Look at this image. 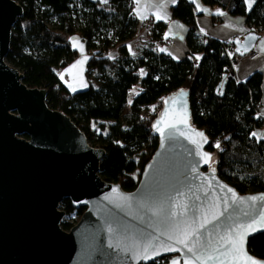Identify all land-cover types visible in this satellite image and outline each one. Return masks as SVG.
<instances>
[{"label":"water","instance_id":"water-1","mask_svg":"<svg viewBox=\"0 0 264 264\" xmlns=\"http://www.w3.org/2000/svg\"><path fill=\"white\" fill-rule=\"evenodd\" d=\"M22 15L15 0H0V264H151L165 257L184 264L192 254L174 239L168 240V235L177 234L173 229L177 222L181 228L199 229L205 216L211 219L227 207L216 223L234 225L264 211V201L249 199L264 193L239 194L206 171L211 160L205 163L204 154L212 159L209 140L190 124L186 90L163 100L161 113L152 123L158 147L136 189L125 192L118 184L104 181L99 168L105 151L92 147L69 118L51 110L46 91L28 88L23 74L5 60L12 28ZM261 38L252 30L235 38V56L244 58L254 52ZM225 82L217 92H222ZM195 133H203V138ZM63 200L85 208L68 231L61 228ZM245 212L250 215L245 217ZM149 233L158 238L155 245L161 255L150 247L148 255L154 259L145 260L140 258L144 254L140 238ZM224 234L220 227L212 232L209 253L218 255L215 248ZM259 234L264 230L253 232L248 240ZM191 243L199 247L200 241L193 238ZM161 244L180 251L166 252Z\"/></svg>","mask_w":264,"mask_h":264},{"label":"trees","instance_id":"trees-1","mask_svg":"<svg viewBox=\"0 0 264 264\" xmlns=\"http://www.w3.org/2000/svg\"><path fill=\"white\" fill-rule=\"evenodd\" d=\"M15 1L23 15L12 28L5 60L23 74L28 88L46 91L51 110L69 118L92 147L105 151L99 168L104 181L118 184L125 192L136 189L158 147L152 123L161 113L163 100L186 90L190 124L209 140L212 159L206 171L215 169L214 174L239 194L264 193V137L252 135L264 128L258 115L263 74L255 71L239 84L226 81L222 92H217L231 73L225 53L230 43L200 34L193 4L178 0L171 7L172 18L187 27V55L174 60L158 49L166 26L152 22L148 32L142 31L144 22L134 18L133 0ZM201 2L244 17L249 30L264 32V0H255L249 11L245 0ZM80 17L82 25L76 31L74 22ZM212 21L220 18L213 16ZM73 36L90 52L87 87L76 92L69 91L59 76L78 56ZM93 72L96 83L90 78ZM60 209L66 216L81 217L85 212L69 200H63ZM61 228L68 231L70 226L64 222ZM247 250L264 261V234L251 237Z\"/></svg>","mask_w":264,"mask_h":264},{"label":"crops","instance_id":"crops-1","mask_svg":"<svg viewBox=\"0 0 264 264\" xmlns=\"http://www.w3.org/2000/svg\"><path fill=\"white\" fill-rule=\"evenodd\" d=\"M177 1L178 0H176V2ZM187 1L193 4L195 14L198 13L195 20L198 31L202 36L216 39L222 43H227L233 42L235 38L241 39L250 31L246 25L244 17L230 16L220 8L204 6L201 0H195V2H193V0ZM244 3L246 10L249 11L247 3ZM174 4L171 3V0H139V2L133 0V13L134 18L139 22L151 21L153 23H163L166 26L163 33V43H165V45L168 44L169 46L167 47L162 44L159 51L164 49V51L161 52L166 53L174 60H181L187 55V49L184 43L187 27L183 23L172 18L171 7ZM217 11L223 12L225 15H217ZM157 15H163L165 18L157 19ZM213 16L220 18V22L214 23L212 21ZM71 42L73 49L77 51L78 56L65 69L59 72V76L60 78L63 77L61 80L69 91L76 92L82 91L87 87L85 69L90 52L86 51L83 41L78 36H73ZM128 44L131 46L132 42H129ZM130 48H132V46ZM254 51L259 54V57L254 61H249L247 58H241L236 68V73L239 80L242 82H244L249 75L255 71L263 74L261 108L258 115L264 120V36H262L261 40L255 45ZM85 57H87L86 60L84 59ZM80 61H83V63H79ZM74 65H77V67L74 68ZM77 74H79L78 76L81 79V81H79L81 85L70 86L67 78L71 76L73 83L75 80L73 77ZM73 89H75V91H73ZM257 134L259 137L263 138L264 128L257 131Z\"/></svg>","mask_w":264,"mask_h":264},{"label":"snow or ice","instance_id":"snow-or-ice-1","mask_svg":"<svg viewBox=\"0 0 264 264\" xmlns=\"http://www.w3.org/2000/svg\"><path fill=\"white\" fill-rule=\"evenodd\" d=\"M105 2H107V0H105ZM137 2H139V0H137ZM193 2H195V0H193ZM245 2L247 3L249 10H251L252 4L255 2V0H245ZM171 3L173 4L176 3V0H171ZM216 14L225 15V13L220 11H217ZM164 18L165 17L163 15H157V19H164ZM249 39H255V37H249ZM161 51H164V49H161ZM84 59L86 60L87 57H85ZM197 59H199V57H197ZM79 63H83V61H80ZM73 67H75V65ZM73 91H75V89H73ZM183 122L187 123V120L185 119ZM158 130L163 131L162 129H158ZM195 134L202 138L204 135L203 133H195ZM252 135L257 136L258 134L252 133ZM204 139L206 140V138ZM216 147L217 148L220 147L219 143L216 144ZM204 155L207 157L205 163H208L209 160H211V157L207 153H205ZM212 171L214 173L215 169H213ZM227 190L228 192H232L233 197H235V193L231 188H228ZM249 199L252 201H257V199L264 201V196H261L259 198L256 196H252L249 197ZM234 202L235 201H233V203ZM225 212H227V207H225L223 212H220L219 214H214L211 219H208V217L205 216L202 222L199 224V229L189 230V228L187 227L181 228L180 222H177L175 225H173V229L177 234L168 235V240L174 239L175 243L183 245L187 253L192 254V258L186 259L184 261V264H196V262H201V264H207V261L209 260H218L219 264H261V262L255 260L249 254L246 245H247L248 237L253 232L264 230V211H261L258 217H253L249 219L247 223H235L234 225H228V224L218 225L216 222L220 220L221 216H224ZM155 214L158 215L159 213L157 212ZM172 215L174 216L175 213H173ZM249 215L250 214L247 212L244 213L245 217H248ZM227 219L232 220V216L229 215ZM183 223L187 225V221H184ZM209 225H212L211 232L208 231ZM217 227L224 229L225 234L220 235L217 241L218 246L215 248V252L218 255H213L209 253V249L211 247L210 237L212 235V232H215ZM201 230H204L206 234L203 236L199 235L198 233H200ZM161 235H165V233L162 232ZM193 238H195L196 241H200L199 247L191 243ZM140 239L142 241V252L144 253L143 256L140 257L141 259H145V260L154 259V256L148 255V250L150 247L153 249L156 256L161 255V253L157 250L155 245V240L158 238L154 237L152 233H149L148 236L141 237ZM160 246L164 247V250L166 252L180 251V249L173 247L171 244L168 245L161 244ZM170 264H179V260L172 259Z\"/></svg>","mask_w":264,"mask_h":264},{"label":"built area","instance_id":"built-area-1","mask_svg":"<svg viewBox=\"0 0 264 264\" xmlns=\"http://www.w3.org/2000/svg\"><path fill=\"white\" fill-rule=\"evenodd\" d=\"M152 22L151 21H146L143 23L142 25V31L148 32L150 30V26H151ZM225 43V42H223ZM230 45L228 48L225 49V53L229 59V62L231 64V73H229V75L225 76V80L226 81H232L235 84H239L242 81L239 80L237 73H236V68L240 62L241 58H238L237 56H235V47L233 46L232 42H229ZM166 46L168 47L169 45L166 44ZM259 57L258 53L252 52L247 54L244 58H247L249 61H254L255 59H257ZM193 63H195V60H193ZM61 210V209H60ZM80 217L76 214V213H72L68 216L65 215L62 223H67L70 228L75 226L77 224V222L79 221ZM172 257H165L162 259H158L156 261H154L151 264H168L169 260H171Z\"/></svg>","mask_w":264,"mask_h":264},{"label":"rangeland","instance_id":"rangeland-1","mask_svg":"<svg viewBox=\"0 0 264 264\" xmlns=\"http://www.w3.org/2000/svg\"><path fill=\"white\" fill-rule=\"evenodd\" d=\"M53 24L52 23H48V26H52ZM81 25H82V20H81V17L78 19V20H75V22H74V28H75V30L77 31V30H79L80 29V27H81ZM261 36H264V32L263 33H261ZM164 45H165V43H163ZM166 46V45H165ZM159 48H161V46H159ZM158 48V49H159ZM131 49V48H130ZM77 67V65L74 67V68H76ZM73 68V69H74ZM77 70V69H76ZM75 70V71H76ZM79 74H77V75H74V81H73V83H72V77L70 76L69 78H67V81H68V83H69V85L70 86H76V85H81L80 83H79V81H81V79L79 78V76H78ZM68 77V76H67ZM90 78H91V80L93 81V82H95L96 81V79L98 78V76H97V74H96V72H93L91 75H90ZM75 82V83H74ZM96 83V82H95ZM149 111H152V109L151 108H149ZM93 133L95 134V135H97V130L96 129H94L93 130ZM93 139H95V136H93ZM95 147H97V146H95Z\"/></svg>","mask_w":264,"mask_h":264}]
</instances>
